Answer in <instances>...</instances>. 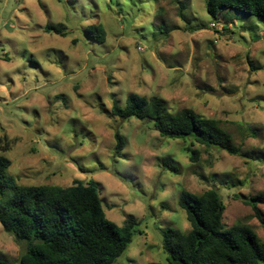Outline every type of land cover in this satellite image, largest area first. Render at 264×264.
Listing matches in <instances>:
<instances>
[{
    "label": "rangeland",
    "instance_id": "obj_1",
    "mask_svg": "<svg viewBox=\"0 0 264 264\" xmlns=\"http://www.w3.org/2000/svg\"><path fill=\"white\" fill-rule=\"evenodd\" d=\"M0 0V151L20 185L98 182L108 219L140 220L113 264H170L163 230L188 232L183 190L217 189L223 222L264 223L239 195L264 196V16L206 0ZM64 23L65 35L46 33ZM102 24L103 43L86 29ZM130 93L222 121L242 155L160 136L152 121L112 115ZM116 131L125 140L116 153ZM5 137H7L5 139ZM199 150L192 162L189 150ZM173 163L172 172L165 162ZM264 219V204H259ZM25 244L0 222V262Z\"/></svg>",
    "mask_w": 264,
    "mask_h": 264
},
{
    "label": "trees",
    "instance_id": "obj_2",
    "mask_svg": "<svg viewBox=\"0 0 264 264\" xmlns=\"http://www.w3.org/2000/svg\"><path fill=\"white\" fill-rule=\"evenodd\" d=\"M173 1L183 8L182 0ZM224 8L264 16V0H206V11L215 19ZM44 30L65 35L66 25L47 23ZM86 32L100 43L106 40L102 24L91 25ZM112 115L122 120H150L162 137L192 139L206 147L242 155L241 147L234 143L221 120L200 115L191 108L171 112L157 96L130 93L123 106L114 102ZM116 139V153L121 154L125 140L119 131ZM9 147V141L0 143V151ZM189 151L191 161H198L199 150ZM165 163L169 170L178 172L176 165ZM7 169L8 161L0 156V222L6 232L25 244L20 264H113L129 248L140 220L129 216L119 226L108 219L97 181L75 180L69 186L20 185L9 177ZM239 197L252 206L264 223L259 209L264 196ZM178 203L191 229L163 230V248L170 264H264V242L249 225L225 226V204L217 189L202 193L183 190Z\"/></svg>",
    "mask_w": 264,
    "mask_h": 264
}]
</instances>
